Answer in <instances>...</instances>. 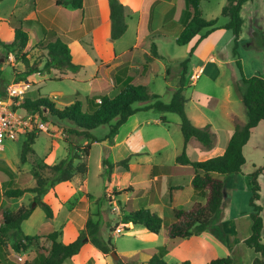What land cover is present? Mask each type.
I'll list each match as a JSON object with an SVG mask.
<instances>
[{
    "label": "rangeland",
    "instance_id": "rangeland-1",
    "mask_svg": "<svg viewBox=\"0 0 264 264\" xmlns=\"http://www.w3.org/2000/svg\"><path fill=\"white\" fill-rule=\"evenodd\" d=\"M66 2L68 1L64 0V3ZM225 4L226 0H201L200 10L203 18L206 20L217 19V26L227 23L228 19L221 16V9ZM20 5L21 3L18 0L0 1V42H2L0 46V93L10 83L24 82L28 85L26 98L31 101H35L41 97H47L60 108L79 100L82 102L83 110H86L88 107V99L101 94L100 92L102 90L104 91L103 94L108 95L110 93L111 96L115 94L113 92L115 88L109 86L108 78L98 81L97 84L100 88L90 93V86L85 83L73 81L69 76L71 72L60 74L55 70H51L49 73L42 72L33 74L36 76L28 81L29 76L24 75V62L27 61L28 67L30 68L38 67L41 69L44 66L46 57L43 51L36 48V42L39 40L33 37L32 29H29V40L24 49L10 46L14 39L15 27L24 21L23 15H25V12L23 8H19ZM58 7L71 8L66 5ZM241 17L244 25L238 53L243 66V74L246 78L253 76L264 77V0H253L252 2L246 3L242 8ZM130 34L125 37L124 40L126 42L131 41ZM217 36V52L214 53L217 62L213 67L210 66L211 68L209 67L206 70L198 85L204 86L203 91L213 97L212 99H202L200 104L193 100L192 95L195 86L191 85L193 81H190L189 77L196 65L191 60L187 64L184 95L188 100L186 110L190 116L193 115L196 107L213 110L214 101L212 100L215 97H222L221 91L224 83L232 78H237L239 75L235 60L232 57L233 39L231 33H220ZM158 50L161 54H168L175 60H172V63H169L167 60L164 61L169 69L168 75L163 72H161L163 74L159 73L157 75L149 74L146 83L153 94L159 96L162 102L168 103L171 100L172 94L178 85L179 76L182 73V67L180 65L182 60L176 59L187 56V48L177 46L175 41L169 38L163 44H160ZM104 51L106 52L105 47L101 49V53L105 57ZM93 71V67L90 66L80 76H85V74L88 76ZM235 87L238 89V83L235 84ZM231 99L232 104L230 107L240 118L234 116L240 121L243 119L242 122H245V111L239 91L236 90V92H233ZM145 105L143 103H135L133 108L139 109ZM29 112L31 113V117L28 130L11 139H5L2 144L3 151L0 153V167L8 171L11 176L6 174L0 176V208L10 207L11 210H16L20 206L28 207L32 203L34 194L26 193L19 199L5 200L2 199L4 190L8 187H15V185L20 188H33L35 182L31 173L35 165L45 163L53 166L64 159L67 152L63 135L69 130L78 131L71 122L58 120L52 117L45 109H41L40 112L33 110ZM161 116V114L151 111L144 113L137 112L136 118L139 120L137 123L138 127L130 132L126 143L123 142L117 146L114 143L112 144V140L106 139L109 134L108 125L100 126L93 130L91 134L97 142L90 145L91 149L87 158L88 173L84 177L76 176L74 178L75 180H72L74 181L75 189L79 188L80 181L81 184L85 181L86 187L91 193V208L94 207L96 209V212L89 216V218L93 223L98 224L99 236L102 240L106 241L109 236L111 238L113 250L107 255L101 254L88 242L89 247H92L105 257L104 259L107 260V264H140V261L134 260V258L129 256L127 251L157 248L164 245L162 235H152L155 238L152 237L150 239L145 233L147 230L143 227L131 223L137 228L145 230V232L141 229L132 231L130 229L131 227H128L130 223H124V219L130 211L143 208L147 209L146 206L149 205V199L154 194V186L152 189L150 188L149 167L136 165V161H144L148 157L154 163L173 165L174 157L177 155L176 151L179 148L181 150L183 146L178 116L175 114H164L163 116H166V119H163L165 123L154 124V119H158ZM148 121L151 122L149 124H143ZM115 122L116 120H113L110 124L114 125ZM215 123L221 125L227 124L226 121L221 122V120L215 121ZM131 129L132 124L122 132ZM122 132L119 134V141L123 138ZM28 134L35 136L34 145L32 146L34 154L29 155L27 162L22 164L20 162V153ZM260 135L263 137H260L259 142L256 143L257 147L253 149V146L250 147L249 145L245 151L247 161L242 170V174L224 178L225 188L222 207L211 223V227L218 232L219 237H215L210 233H204L182 241L163 258L167 264H183L186 261L190 264H208L214 258L225 257H232L234 260L233 264H252L253 260L259 257L258 254L243 244V240L250 235L251 226L248 217L250 212L248 204L251 196V179L249 175L254 171V168L264 166V132L260 133ZM152 138L166 140L169 143L167 148L161 151L160 155L150 154L155 149L154 144L149 146L143 144L144 141ZM79 139L72 137L73 142L76 141L79 143ZM194 141L197 142L196 140ZM86 142L81 140L79 144L83 145ZM135 150L139 152V156L131 157V163L128 162V164L130 163L128 171L121 166H117V163L125 158L130 159L128 157L130 151L133 152ZM144 153H149V155L147 157L141 155ZM140 163L144 164L142 162ZM179 180L173 179L171 181L177 184L180 183ZM258 181L260 184L259 205L262 206V218L264 220V173L260 175ZM166 183L167 181L163 179L159 194L161 200L169 202V195L165 193L164 188ZM65 186L67 184H60L57 187L56 190L59 196L68 198V200H73V198L77 199L80 196L77 190L76 192L69 191ZM106 188L108 191L104 193V189ZM174 194V198L176 199L188 196V192L186 191H178ZM94 199L98 200L93 201ZM57 200L53 188H49L42 196V202L49 205L52 210L53 208H57ZM71 200H69L70 203ZM83 205L79 204L80 207L76 209L74 205L67 204L66 211L69 215H72L71 217L68 215L67 220L72 219L74 223L79 224L86 215ZM34 208H36L35 205ZM150 211L160 213L158 207L151 208ZM64 214L66 215V212L63 211ZM168 220L166 218V221ZM165 224L169 225L167 222ZM51 227L52 223L47 222L44 229L50 230ZM122 227L125 229H123L124 233L118 235L116 228ZM47 234L49 232L38 233L36 235L45 236ZM58 240L62 243L63 238H59ZM37 242L24 253H15L10 247L12 246V242L10 241L9 248L0 253V264H38L44 254L40 245L43 248H47L48 243H45L43 239ZM111 252H115L118 255L119 259L117 261L113 260L110 256Z\"/></svg>",
    "mask_w": 264,
    "mask_h": 264
},
{
    "label": "trees",
    "instance_id": "trees-1",
    "mask_svg": "<svg viewBox=\"0 0 264 264\" xmlns=\"http://www.w3.org/2000/svg\"><path fill=\"white\" fill-rule=\"evenodd\" d=\"M2 1V0H0ZM57 0L56 6H70L71 9L81 11L83 0ZM253 0H226V4L221 9V16L228 19V23L222 27L217 26V19L206 20L200 10L201 0H180L185 11L184 22L180 34L175 39L177 46L188 45L195 37L199 36L195 43L198 45L212 32L223 29L229 31L233 36L232 57L235 60L236 68L240 75L237 91L240 93V99L245 111V122L232 116L233 133L227 143L223 155L210 158L203 162H191L186 152V145L190 139H196L206 150L211 151L215 142V135L211 131L210 125L196 127L192 124L186 115V104L188 100L184 95L186 80V67L189 63L195 46L191 48L186 59L180 62L182 73L179 76V82L172 94L171 100L164 103L160 97L153 94L143 79L137 83L131 81L120 85L118 92L114 97L107 94H98L88 99V107L83 110L82 102L76 100L70 105L58 108L56 104L47 97H41L35 101L25 99L23 108L27 111L33 110L40 112L45 109L52 117L71 122L78 131H66L63 135V141L66 144L67 155L64 159L53 166L45 163L36 164L31 175L34 179L33 188L8 187L2 194V199L15 200L21 198L26 193L34 194L32 203L35 207H40L45 213L47 219L53 217L52 209L49 205L42 202V196L49 188L57 184L69 183L76 176L84 177L88 173L87 158L90 153V145L97 142L91 132L100 126L108 125L109 134L106 137L112 140L119 129L137 112L152 111L157 114L171 113L179 118V128L183 138L182 152L176 157L175 163L180 166L190 167L192 175L191 188L204 198V202L196 201L187 209H169V216L160 218L149 209H139L130 211L124 223H132L141 226L152 235L163 236L166 243L157 248L141 251L128 252L134 260H139L140 264H167L163 258L169 254L182 241L193 236H199L203 233H210L219 237L218 232L211 227V223L219 213L224 200V178L229 176H238L246 164L243 149L251 139L254 129L264 121V77L253 76L246 78L243 74L242 65L238 53L240 36L244 21L241 17L242 7ZM110 12V40L120 39L127 30L126 9L118 0H108ZM31 21L24 20L14 29V39L11 47L24 49L29 40V29ZM0 42V46H1ZM69 40L56 33H50L44 39L36 42V48L45 53L46 61L43 68L28 67L25 61L24 75L30 76L42 72L49 73L55 70L60 74L71 72L76 74L81 66L72 62V56L69 50ZM156 59H162L157 51L155 44L150 47V54L145 56L146 63H152ZM147 66L143 67V71ZM145 74L142 75L144 78ZM1 94V93H0ZM99 101V102H97ZM135 103L146 104L144 107L134 109ZM116 120L114 125L110 123ZM163 121V117H162ZM72 137L87 141L85 144L73 142ZM35 136L28 134L22 145L20 153V162L25 164L29 155H33L32 146ZM91 142V143H90ZM129 158L117 163L118 167L127 169ZM264 173V166L254 168L250 173L251 196L249 199V219L251 221V233L243 241V244L258 254L252 264H264V230L262 218V206L260 201L259 176ZM11 174L3 167H0V176ZM176 188L174 190H181ZM173 188L171 189V192ZM31 203V204H32ZM31 204L28 207L20 206L16 210L9 207H1L0 224V253L9 248V242H12L11 249L15 253H24L31 246L38 243V240H44L48 243L47 248H43V257L38 264H63L67 259L78 255L90 243L101 254L107 255L113 250L110 236L106 241L99 236L98 224L93 223L89 218L84 229L78 237L67 244L59 242L60 232L54 231L45 236H26L21 230L23 222L28 220L34 211ZM166 218L169 220L166 221ZM165 222H167L166 225ZM111 232V231H110ZM39 248V249H40ZM232 257L214 258L208 264H233ZM183 264H190L188 261Z\"/></svg>",
    "mask_w": 264,
    "mask_h": 264
},
{
    "label": "crops",
    "instance_id": "crops-1",
    "mask_svg": "<svg viewBox=\"0 0 264 264\" xmlns=\"http://www.w3.org/2000/svg\"><path fill=\"white\" fill-rule=\"evenodd\" d=\"M118 1L126 9L127 30L120 39L112 41L110 40L111 24L108 0H83V8L81 11H77L68 7H58L56 6L57 0H18V2L21 3L19 8H23L25 12V15H23L24 20L31 21V25H33L32 27L30 25L33 37L40 41L44 39L46 35L50 33H56L64 35V37L69 40L68 47L72 56V62L75 65L81 66V69L78 73H70L69 76L71 77V79L78 83H85L90 86L91 93L93 90H98L100 88L97 84L98 81H102L108 78L109 86L115 88V90L113 91L115 92V94H113V96L108 93V96L110 97H114L117 94L120 85L125 82L131 81L132 83H137L139 80L143 79L146 83L149 74L157 75L163 72L164 74L168 75L169 69L167 68V65L164 63V61L167 60L169 63H172V60L175 59H172L168 54H161L158 49L160 47V44H163L165 40L169 38H172L175 41L182 30L185 15V11L182 7V2L180 3V0ZM225 24L219 27H222ZM227 32L229 31L223 29L216 30L195 46V43L199 38V36H197L188 45L184 46L187 48V56L191 48L195 46L190 60L196 65V67L190 73V77L195 74H199V78L193 81L191 84L195 86L192 98L198 104L202 102V99L213 98L203 91L204 86L202 87L198 85L199 81L202 78V75L206 72V70L210 66L213 67L217 62L216 56L214 55V53L217 52V35L220 33L227 34ZM129 34L131 35V41L126 42V40L124 39ZM152 44H155V46L157 47V51L162 59H156L152 63H146L145 56L150 54V47ZM103 46L105 47V50L107 52L106 53L104 51L105 57L101 53V49L104 48ZM187 56L181 57L176 60H183L184 58H187ZM144 65L145 67L147 66V69L145 71H143ZM90 66L94 69L93 73L89 74L88 76L86 74L85 76H80L81 73H85L87 71V68ZM144 74L145 76L144 78H142V75ZM35 76L36 75L29 76L28 81H30V79H33ZM239 80L240 75H238L237 78H232L228 82L224 83L221 91L222 97H215L212 100L214 101V107L212 108L213 110H206L204 107H196L192 116L188 115V112L186 110V115L194 126L204 127L206 125H210L211 131L215 135V142L211 151L206 150L205 147L196 139H190L187 142L186 152L191 162H203L210 158H215L223 155L227 143L233 133L231 117L234 115L239 117L238 114L235 113L230 107V105L232 104V94L233 92H236L235 84L238 83ZM103 92L104 91L102 90V92L100 93ZM163 115L164 114H162V116L158 119H154L153 123L164 124L165 122L162 121V117L163 119H166V116ZM219 120H221V122L226 121L227 124L221 125L215 123V121L217 122ZM241 120L243 121V119ZM138 121L139 120L136 118V114H134L127 121V123L119 129L116 136L112 139V144L114 143L117 146L119 144H122L123 142L126 143L130 132L138 127ZM149 122L151 121L143 124H149ZM131 124V130L122 132ZM256 131L258 132L255 134ZM259 131L260 133L264 132V121L260 123L256 129L253 130L250 141L243 149L244 156L245 151L249 147V145L250 147L253 146V149L254 147H257L256 143L259 142V139L261 137ZM120 132H122L123 135L121 141H119ZM194 140H196L198 143ZM143 144H145L146 146L154 144L155 149L152 150L150 154L160 155L161 151L167 148L169 143L166 140L152 138L147 139V141H144ZM182 149L183 146L181 150L179 148V150L176 151L177 155H175L174 157L173 165L154 163L151 158L148 159L147 156L149 155V153L141 154L147 157V159H145L144 161H136V165L147 166L150 169V188L152 189V187L154 186V194L150 197L148 203L149 205H147L146 208L151 210V208L158 207L160 213L155 214L160 218L169 216V209H187L196 201L204 202V198L191 188L192 175L190 172V167L180 166L175 163V159L182 152ZM131 152L132 151H130L128 156L130 157L128 161L130 163L132 161V156H139V152L137 150L133 151L132 153ZM140 162L144 164H141ZM130 163L127 165V169H125L126 171L129 170ZM163 179L167 181L164 188L165 193L169 195V202L161 200V196L159 194L161 191ZM173 179H180V183H173L171 181ZM73 182L74 181L61 184H67V186L65 187L69 189V191L76 192L77 190L80 196L77 199H69L71 200L70 203L68 198H64L58 195V191L56 189L60 184L55 185L53 187V192L57 196L59 206L57 205L56 209L53 208V217L51 219H47L45 213L40 208L36 207L32 212L30 218L23 222L21 225V230L26 236H34L38 233H52L54 231H57L60 232L59 238H63V244L70 243L78 237L80 232L83 230L89 216L93 215L94 212H96V209L94 207L91 208V193L86 187L85 181H83L84 185H82L83 183L81 184L80 181L79 188L77 189L74 188ZM172 188L173 191L171 192ZM176 188L182 189L174 190ZM107 191V188L104 189V193H106ZM178 191H186L188 192V196L185 198H174V193ZM97 200L94 199L93 201ZM67 204L74 205V208L76 209L80 207L79 204H84L83 208L86 211V215L79 224L74 223L72 219L67 220V217L69 215V213H67L66 211ZM63 211L66 212V215H63ZM71 216L72 215H69V217ZM47 222L52 223V227L50 230L44 229V226L47 225ZM128 227H131L130 229L132 231L141 229L137 228L131 223ZM141 230L145 232L144 229ZM145 233L150 239L152 237L155 238L154 236H159H152V234L148 231ZM160 235H162V237L164 238L163 233H161ZM165 243L166 240L164 238L163 244ZM104 258L105 257L103 255L99 254L92 247H89V244L87 243L78 255L67 259L64 264H107V260H105Z\"/></svg>",
    "mask_w": 264,
    "mask_h": 264
},
{
    "label": "built area",
    "instance_id": "built-area-1",
    "mask_svg": "<svg viewBox=\"0 0 264 264\" xmlns=\"http://www.w3.org/2000/svg\"><path fill=\"white\" fill-rule=\"evenodd\" d=\"M199 78V74L190 77V81ZM28 92V85L24 82L10 83L0 94V153L3 151V141L18 134L25 133L30 127L31 113L23 108ZM99 102V101H97ZM124 228H116L121 235Z\"/></svg>",
    "mask_w": 264,
    "mask_h": 264
},
{
    "label": "water",
    "instance_id": "water-1",
    "mask_svg": "<svg viewBox=\"0 0 264 264\" xmlns=\"http://www.w3.org/2000/svg\"><path fill=\"white\" fill-rule=\"evenodd\" d=\"M35 204L32 205V208L34 207ZM110 256L113 258V260L117 261L119 259L118 255L115 252H111Z\"/></svg>",
    "mask_w": 264,
    "mask_h": 264
}]
</instances>
